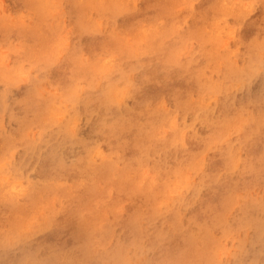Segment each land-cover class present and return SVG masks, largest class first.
Segmentation results:
<instances>
[{
  "label": "rangeland",
  "instance_id": "1",
  "mask_svg": "<svg viewBox=\"0 0 264 264\" xmlns=\"http://www.w3.org/2000/svg\"><path fill=\"white\" fill-rule=\"evenodd\" d=\"M145 1L119 0L131 13L142 9ZM207 1H172L168 8L173 15L171 21L161 18L152 23L144 14L136 26L137 35L122 28L124 14H98L92 8L86 9L89 26L129 46L132 53L129 61L118 51L86 47L76 30L68 0H43L41 17L17 0H0L1 23L38 25L48 41L52 38L56 42L48 49L51 63L38 66L37 61L23 54L29 42L25 35L9 32L0 37V71L14 74L12 81L0 79V190H8L12 204L17 206L12 211L13 206H8V202H0L1 207L8 206L4 212L6 220L0 226V264H41L53 260L56 253L48 250L53 239L52 224L63 214L76 189H94L88 199L96 216L94 249L103 251L123 241L128 231L124 223L129 210L134 208L132 197L116 196L115 181L125 178H137L159 193L151 205L154 218L147 219L146 206L138 211L135 227L145 236L138 245H123L121 264H146L159 253L163 244L157 241L150 245L146 235L158 230L167 233L171 230L175 235L187 229L198 248L208 246L207 264H264V101L261 99L264 98V28L259 27L256 32L251 27L262 14L264 0H218L222 11L202 25L211 42H206L209 38L203 42V38L190 32L198 27L195 12L205 7ZM252 31L256 32L255 46L251 44ZM155 41L172 51L174 66L179 65L175 70L189 71L196 67L202 85L188 90L185 96L188 111H183L171 91L153 93L150 84H145L143 91L137 88L148 76V61L157 53L151 47ZM250 44L255 48L250 49ZM76 47L80 51L70 59ZM70 60L85 66L88 72L86 76L74 77L71 84L62 80L61 74ZM65 85L71 86L70 96ZM106 95L109 101L105 100ZM23 98L27 102L20 104ZM87 99L90 101L85 105ZM46 101L53 105L45 106ZM39 103L43 106L34 108ZM259 112L263 113L259 116ZM113 113L128 115L139 133L154 140L155 146L126 156L115 147L106 130L104 134L101 132V120L105 125ZM212 130L215 133H208ZM54 148L64 152L62 159L64 156L67 159L54 160L44 171L46 153ZM33 151L39 154L35 159L31 155ZM183 153L184 159L179 157ZM249 156H252L250 161ZM82 159L89 166H82L79 173L69 170L71 164L79 168ZM174 166L182 169L179 174H174L179 171ZM97 168L107 169L108 181L96 177ZM211 187L218 188L212 201L229 196L230 202L223 211L204 214L203 218H208L210 223H194L193 216L204 206L202 193ZM34 198L43 201L34 203L31 201ZM103 235L105 239L101 241ZM74 253L75 249L62 252L60 263H72L77 254Z\"/></svg>",
  "mask_w": 264,
  "mask_h": 264
},
{
  "label": "bare ground",
  "instance_id": "2",
  "mask_svg": "<svg viewBox=\"0 0 264 264\" xmlns=\"http://www.w3.org/2000/svg\"><path fill=\"white\" fill-rule=\"evenodd\" d=\"M17 1H19L21 3V5H24L25 7L32 9L35 12L39 13V14H37L38 17H41L44 13V12H42L43 6H44L43 0H17ZM172 1H174V0H146L142 6V9H140L137 12L131 13V11L129 10L130 8L122 6V4L119 2V0H68L69 4L71 5L72 11L74 13L76 30H77V32L80 33L79 36L82 37L83 40H85V46L90 48V49H93V50L101 49L102 51H118V52H120L121 56H124L126 59H129V61L132 58L131 57L132 53H131L129 46L126 45L125 43H123L121 40H117L116 38L113 39L111 36H108V35L99 34L100 31L94 29L92 26H89V24L87 23V21H88L87 17L85 15L86 9L92 8V9H94L95 13H98V14H110V13L124 14L126 16V18L123 22L122 28L129 29V33H131L132 35H137L138 34V27H136V26L139 25V19L144 14H146V17L152 23L157 22V20H159L161 18H164L167 21L173 20V17H172L173 15H171L170 12L168 11L169 5ZM15 2H16V0H15ZM206 3L207 4H205V7H201V10L195 12L194 19L196 20V22H198V27H197V29H195L194 31H191L190 33L191 34L194 33L198 37L203 38V40H204L203 42H205L207 40V38H209L210 40H208L206 42H211V37L207 36V34H205L203 32L202 25L204 24L205 21L209 20L210 17H212L213 15L215 16L216 13H219L220 11H222V8L221 9L219 8L220 4H219L218 0H208ZM5 13H7V12H5ZM151 15H153V16H151ZM251 27L254 28L253 29L254 31L258 30L259 27L264 28V9L262 11V14L255 19V21ZM39 29L40 28L38 27V25L26 27L24 25H21L20 23H16L15 25L9 26V25H4L3 23L0 22V37L7 36L9 32H14V33H18V34L22 33L23 35H25L28 38L29 42L25 46L23 54L29 60L37 61L36 63L38 66H43V65H46L48 63L49 64L51 63L49 61V59L47 58V57H49V53H48L49 50L48 49H49V46L51 43L54 42V45H56V42L52 38L48 41L47 40L48 37L46 36V34L40 32ZM147 30H148V28H147ZM256 32H253L254 39L251 41V44H254V46H255V43H253V42L256 41V38H255ZM54 45H52V46H54ZM254 46L251 45L250 49L255 48ZM151 47L157 53L156 54L154 53L152 55L151 59L148 61V63H147V65H148V76L142 79L143 82L141 83V85H138L137 88L142 90L145 88V84L146 85L150 84L149 89L152 88L154 90L153 93H157V92H160L163 90L164 91H171L172 95L179 102V105L183 109V111H188V105H187V102L185 100L186 94L189 91H191L194 87H196V89H197V88H200V86L202 85L201 79L197 75L196 67L190 68L189 71L175 70V68L179 65L174 66V64H176L175 63L176 61H175V59L172 58V51L170 49H166L164 47H161L160 44L156 41L152 42ZM79 51H80V47H76V49L72 53L70 59L75 58V56L79 53ZM251 51H253V50H251ZM131 61H133V63L131 64L132 66L136 65L135 59H133ZM245 66H246V64H245ZM240 70H242V69H240ZM87 73H88L87 68L85 66L78 64L75 61L71 62V60H70V62L67 63V65L64 69H61V74L63 76L62 80H67L68 83H70V84H71V81L74 79V77L86 76ZM242 73H243V71H242ZM250 73H252V72H250ZM240 76H242V75H240ZM13 78H14V74L4 73L3 71H0V79L1 80L5 79V80L12 81ZM208 84H210V83H208ZM211 85L212 84H210V86ZM65 87H66L67 92L70 96L72 94L71 86L65 85ZM212 88H213V86H212ZM205 90H206V88H205ZM261 99H263V101H264V98H261ZM105 100L109 101L110 100L109 96L106 95ZM89 101L90 100H88V99L85 100V105ZM26 102H27V99L23 98L20 101V104H24ZM50 104L53 105V102L49 103L48 101H46L45 106L50 105ZM30 105H31V103H30ZM33 106H34V108H40L41 106H43V104L39 103L38 106L35 104ZM261 111H263V110H261ZM189 114H187V115H189ZM261 114L259 112L258 115L260 116ZM262 115H264V114H262ZM196 118H197V115H196ZM262 118L264 119V117H262ZM262 118H260L259 120H261ZM209 121H211V118ZM170 124L172 125V123H170ZM257 125H258V127L260 126V124H257ZM257 125H255V127ZM101 126H102L101 132L103 131L102 133L104 134L105 130H106L108 132V134L110 135V137H112L114 139L115 147H117L121 151H123V153L126 156L138 154L141 152H146L155 146L154 140H152L149 136L142 135L139 133V131L135 128V126L130 122L128 115L125 116L122 113H113L109 117V119L105 125L103 123V120H101ZM237 127H239V126H237ZM173 128H175V127H173ZM215 128H216V126H215ZM241 128H243V126ZM241 128H240V130H241ZM260 129H261V126H260ZM213 130L210 132L208 131V133H211V132L215 133V132H213ZM248 130L250 131V128H248ZM249 131H247V132H249ZM252 132L255 133L254 129H252ZM253 133H250V134H253ZM250 134H248V136ZM190 135H192V134H190ZM206 135H208V134H206ZM245 135L247 137V134H245ZM216 137H218V136H216ZM203 139H205V138H203ZM212 139L213 140L215 139V141H216L217 138L213 137ZM243 139L246 141L245 137ZM206 140H208V139H206ZM244 140H242V141L244 142ZM247 140L249 142V138ZM251 140H252V138H251ZM183 143H184V141H183ZM263 144L264 143H262V145ZM243 147H245V146H243ZM223 150H225V149H223ZM243 152H245V151H243ZM260 153L263 154L262 152H260ZM46 154H47V158H45V159H47V163L42 168V170H44V171L47 168H50L51 162H54V160L63 162L67 159L66 156H64V159H62V157L65 153L60 151L59 149H55V148L49 150ZM218 154H221V153H218ZM239 154H240V152H239ZM31 155H32V157H34V159H35V157L39 156V154L36 151H33V154H31ZM177 156H178V153H177ZM228 156L230 157V155H228ZM259 156H261V155L259 154ZM179 157H182L184 159V158H186V155L183 153L181 156L179 155ZM250 157H252V156H249V161L251 159ZM187 159H188V157H187ZM188 161H190V160H188ZM240 161H239V163L241 165ZM194 162L195 161H192V162L190 161L191 164H193ZM187 163H189V162H187ZM226 163H227V161H226ZM247 163H248V161H247ZM78 164H79V168H76L77 167L76 164L75 165L71 164L70 165L71 167H69V170H73L72 172L79 173L80 170H83L82 168H84L82 166H89V164L87 162H85L83 159ZM197 164H198V162H197ZM178 165H180V164L178 163ZM242 166H240V168H242ZM250 166L252 167V165H250ZM168 167H169V164H168ZM174 167H176V166H174ZM188 167H189V165H188ZM194 167H195V165H194ZM251 167L246 168V166H245V168L248 169V171L252 170V169H249ZM260 167H261V165H260ZM179 168H180V166L176 167L175 170L177 169V171H178ZM253 168H255V166ZM163 169L167 170L166 168H163ZM258 169L259 168L256 169V172ZM59 170L63 171V169H59ZM168 170L171 171L172 168L168 169ZM181 170L182 169H180L178 171V173L175 172L174 174H179V172ZM233 170H235V167ZM261 170H263V169H261ZM94 171H95L94 174L96 175V177L106 179V181L109 180L106 168H97ZM167 172L168 171L165 172V175ZM155 173H156V171H155ZM243 173H245V172H243ZM239 174H241V173H239ZM76 175L74 176L75 183L77 182L76 181ZM112 175H115V174L112 173ZM185 176H186V174H185ZM238 176H240V175H238ZM237 177H235V178H237ZM110 180H111V177H110ZM124 180L121 179V180L115 181L116 196L118 198H121L123 196L132 197V199L134 200V208L129 210L128 220L124 223L128 227V231L126 232V235L124 236L123 241H121V242L119 241L114 245L106 247L103 249V251H97L94 249V247H95L94 241H95V237L97 234V230L95 227L96 216L94 214L92 205H90L89 201H88L89 196L94 192L93 191L94 189L87 188L85 191H77L78 189H76V191H74L72 193V195L69 199V205L65 208L63 214L61 216H59L58 220H56L52 224V227H53L52 238L53 239H52V244L50 245L51 247L48 250L55 252L56 257L51 261H45L41 264H61L59 259L61 257L62 252H64V251L69 252L72 249H75L77 254L74 253L76 255L73 257V262L70 264H121L123 245L128 244V243H133V244L135 243L136 245H138L141 242L142 237L145 236V235L139 234L136 227H135L134 221L136 219L138 211L142 210V208L144 206H146L147 207V212H146L147 219L151 220L152 218H154L155 211L153 209V206H151V205L154 201L153 199L156 198L157 193H159L156 189L152 188L151 185L146 186L143 183V181L141 182L137 178H135L133 180H131L129 178L126 180V178H125ZM178 180H179V178H178ZM165 181L167 182L166 179H165ZM165 181H163L164 185L166 184ZM175 182H178V181L176 180ZM175 182H173V183H175ZM148 184H150V183L148 182ZM164 185H163V187L165 190L166 186H164ZM207 190L208 191H206L205 193L203 192L202 193L203 195L201 196V200L204 203L203 209L198 211V213L193 216V222L199 223V224L202 222L201 225H206V224L211 222V221H208V218L206 220L203 218L206 214L208 215V213H210V214L213 213L212 215H214V213H217V211L219 209H222L221 211H223V210H225L228 203L230 202L229 196H227L229 199L224 198L222 201H219L220 198L217 197L218 199H216V201L214 200L215 202L212 201L211 199L216 197L215 193L218 194V188L211 187ZM173 192L174 191H172L170 194L172 195ZM162 194L163 193H161V195ZM164 194H165V192H164ZM173 195H174V193H173ZM11 196L12 195L9 194L8 190L7 191H1L0 190V202H8V206H10V207L13 206L11 208V210L14 211L15 208H17V206L14 207V205L12 204V201L10 200ZM166 197H164V198L166 199ZM161 198L163 199V196H161ZM31 201L32 202L34 201V203H40L43 200H41V199L39 200L38 198H34ZM154 203H155V201H154ZM190 204H191V202H190ZM161 205H162V202H161ZM1 206L2 205L0 204V226L6 220V216H5L4 212L8 209L7 208L8 206L7 207H1ZM165 206L166 205H164V207ZM156 207H158V206H156ZM191 210H193V209H191ZM259 219H261V218H259ZM251 221H253V220H251ZM259 223L260 222H258V224ZM262 224H259V225H262ZM187 225H188V223H187ZM255 225H257V224H255ZM258 226H257V228H258ZM255 228H256V226H255ZM105 230H106V233H109V229H105ZM169 231L170 232L167 233V232H165V230H158L155 233L152 232L149 235H146V237H148V239L150 240V245H152L153 243H155L157 241H159L160 243L163 244V247L160 249V251H158L159 253L156 256L151 257L146 264H207L209 252H208V246H206V243H205L206 248H203V249L198 248L195 241L192 240L191 235L189 234V229H187L184 232L182 231V233H176L175 235L171 233V230H169ZM263 237H264V235H263ZM104 239H105L104 235L101 236L100 240L104 241ZM258 239H260V238H258ZM211 250H212V248H211Z\"/></svg>",
  "mask_w": 264,
  "mask_h": 264
}]
</instances>
